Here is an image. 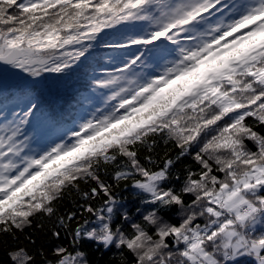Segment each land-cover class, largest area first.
<instances>
[{"label": "snow or ice", "instance_id": "snow-or-ice-1", "mask_svg": "<svg viewBox=\"0 0 264 264\" xmlns=\"http://www.w3.org/2000/svg\"><path fill=\"white\" fill-rule=\"evenodd\" d=\"M225 54L187 99L102 138ZM93 251L264 264V0H0V264Z\"/></svg>", "mask_w": 264, "mask_h": 264}, {"label": "trees", "instance_id": "trees-1", "mask_svg": "<svg viewBox=\"0 0 264 264\" xmlns=\"http://www.w3.org/2000/svg\"><path fill=\"white\" fill-rule=\"evenodd\" d=\"M37 11H39V10H37ZM49 11H52V9H50ZM184 81H185V79L179 80L177 82V84H178L177 89H174V88H173V90L170 89L171 91H169V93L166 94V97L164 99H162L161 102H158V104H152L147 109H142L141 111L134 113L133 114L134 117L132 116L133 118L131 117L132 119L130 120L133 123L130 126V128H133V125L135 127H138V126H143V125L147 124L149 121H151L152 119L155 118V112H157V111H159V110H161L163 108L168 107V105L170 103L174 107L175 104L178 103V99L176 100V96L178 94H180L179 92L181 91V87H182L181 85L184 83ZM182 98L187 99L184 96ZM157 105H159V106H157ZM201 106H203V105H201ZM126 122H122L119 126H116L115 128H112V129L108 130V132L107 133H103L102 136L105 137L107 135H110V133H111V135H110L111 138H115V136L123 137L124 135H123L122 130H119V131L117 130L116 133H114L115 131H113V130H115V129L119 128V127H122V126H126L127 127L128 125H125ZM89 146L90 145H86L85 149H87ZM161 151H163V145H161ZM75 162L76 161H74L73 157H66L63 160L56 161L55 164L50 165L49 171H51L52 168H61L63 166L70 165V164L75 163ZM188 163H192L191 157H189L188 160L184 161V164H188ZM183 166L184 165H180V168H183ZM39 179L40 178H38V180ZM181 179H183V176H181ZM29 187H31V185ZM81 187L85 188L86 186L82 184ZM36 194H37V196H39V192L38 191H37ZM120 197H128L129 206H130L132 211H134V208L131 207V206L132 205H138V203H139L137 200H134L130 196L129 191L121 192L120 193ZM24 199H25V201H27L28 197H25ZM72 207H73V197L72 196H67L63 201H61L58 204V208L60 209V212H62V213L65 212L68 209H71ZM29 231H31V230H29ZM46 243L54 244V242H47V241H46ZM64 243H65V246H67L69 241H65ZM114 251L115 250L113 249V252ZM111 258H112V252L93 251L90 254V259L92 261V264H116V262L113 261Z\"/></svg>", "mask_w": 264, "mask_h": 264}, {"label": "rangeland", "instance_id": "rangeland-1", "mask_svg": "<svg viewBox=\"0 0 264 264\" xmlns=\"http://www.w3.org/2000/svg\"><path fill=\"white\" fill-rule=\"evenodd\" d=\"M227 58H228V54H225V56L219 57L216 60L208 61L206 64L201 65V68L198 70L197 73H194L192 75H189L188 77H185L184 79H185L186 82L184 81V83L181 85L182 86L181 87V91L179 92L180 94H178V95L176 94L177 95L176 96V100H177V98H182L183 96L187 98L188 95L191 93V91H192V85H193V83H195V81L197 80V78H203L207 72L211 71L213 68H215V67L218 66L220 60L227 59ZM176 82H174L171 85L165 86L163 88V90L161 91L160 95L152 102V104H158V102H161L162 99H164L166 97V94L169 93V91L173 90V88L174 89H177L178 84ZM152 104H150L148 107H150ZM157 106H159V105H157ZM138 107H139V105H138ZM147 108H144V109H147ZM131 117H130V119L127 120V122L124 121V122H126L125 125H128L127 127L126 126L119 127L117 129L113 130V131H115L114 133H116L117 130L118 131L119 130H122L123 135H125L127 133L128 129L130 128V126L133 124L132 121H130V120L134 116L132 118ZM116 126H119V125H116ZM133 127H135V126L133 125ZM110 129H112V128H110ZM110 129H108V130H110ZM110 135H111V133H110ZM110 135H107V136H110ZM103 137L104 136H102V138ZM85 148H86V146H85Z\"/></svg>", "mask_w": 264, "mask_h": 264}]
</instances>
